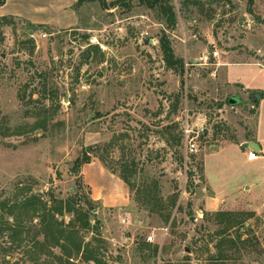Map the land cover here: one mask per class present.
Segmentation results:
<instances>
[{
    "label": "rangeland",
    "instance_id": "rangeland-1",
    "mask_svg": "<svg viewBox=\"0 0 264 264\" xmlns=\"http://www.w3.org/2000/svg\"><path fill=\"white\" fill-rule=\"evenodd\" d=\"M172 5L177 24L168 28L160 10L140 0L108 9L6 0L0 204L74 197L91 214L84 242L104 241L101 264H264V156L248 161L242 155L251 150L241 148L258 126L251 95L264 94L256 91H264V0ZM164 36L183 70L166 63ZM260 110L264 142V102ZM121 183L127 205L114 193ZM147 184L167 206L176 198L165 215L146 209ZM218 211L256 214L246 223L252 243L238 258H214L210 235L218 227L210 215ZM57 218L68 226L73 216ZM39 228L34 220L29 234L0 233V264H88L53 245L34 251L35 236L44 239ZM144 240L159 247L157 257L141 251Z\"/></svg>",
    "mask_w": 264,
    "mask_h": 264
},
{
    "label": "trees",
    "instance_id": "trees-1",
    "mask_svg": "<svg viewBox=\"0 0 264 264\" xmlns=\"http://www.w3.org/2000/svg\"><path fill=\"white\" fill-rule=\"evenodd\" d=\"M130 0H115L112 3H108L107 0H78L77 6L80 7L85 3H99L103 9L111 7H118L119 5H128ZM141 3L153 10H160L162 20L166 23L168 28L175 27L177 24V15L172 5V0H140ZM252 3L253 0H250ZM6 3V0H0V7ZM161 45L166 57V63L169 67L176 68V70H183L184 61L175 59L171 50V45L167 36L161 39ZM261 100L264 99V94H259ZM260 100V101H261ZM260 102L256 104L259 107ZM255 141V137L249 139ZM90 163V158H86L84 164ZM124 169H130V174L134 177L137 174L135 167L125 166ZM122 169L120 178L126 182L129 186H133L131 180L132 177ZM125 171V172H124ZM146 190V209L151 213H158L165 215V211H169L170 208L175 206L176 198L172 199L170 205H165L162 198H157L158 191L156 188L147 184L144 185ZM17 196V195H16ZM15 196V197H16ZM50 204L46 202L41 196L31 195L24 196L16 201L4 200L0 204V233H8V236L14 238L15 234H29L27 229L28 223L38 220L40 224L39 234L44 236L42 242H39L38 234L34 238L33 248L34 251L39 249L43 250L50 245L62 250L63 256L66 259H72L74 257H81V259L90 263L101 264L99 259V253L101 244L104 241H99V244L94 245L92 242L85 243L80 236L81 229H90L91 214L86 212L83 208L77 207V201L74 197L67 199H58L56 196L50 194ZM154 206V207H152ZM72 215L73 219L68 226H65L57 216ZM217 229L210 235L211 238L216 241V248L218 254L215 258L216 262L223 261L224 256L231 252L230 258H238L237 255L241 254V248L248 249L252 243V237L249 233H253L252 229L246 226V223L256 216L253 212H213L210 215ZM12 221V222H11ZM170 221V213L167 214L166 222ZM82 227H80V226ZM80 227V228H79ZM96 234V233H95ZM244 235L247 237L243 239ZM141 251L148 252L149 256L157 257L159 247L154 246L151 243L144 240L140 244ZM225 249V250H223ZM60 260L62 258H59ZM222 263V262H221Z\"/></svg>",
    "mask_w": 264,
    "mask_h": 264
},
{
    "label": "crops",
    "instance_id": "crops-1",
    "mask_svg": "<svg viewBox=\"0 0 264 264\" xmlns=\"http://www.w3.org/2000/svg\"><path fill=\"white\" fill-rule=\"evenodd\" d=\"M78 0H73V3H77ZM108 1V0H107ZM234 64H237V63H234ZM236 83H239V82H236ZM242 84V83H241ZM244 85V84H242ZM250 90V89H247L244 85V90ZM255 91V90H253ZM258 92H264L263 90H256ZM264 102V99H262L260 101V105L258 107V126H257V131H256V134H255V141H252V142H257L258 145L260 146V150L259 152H256L258 154V158L256 160H250L248 155H249V152L242 155L243 157H245L248 161H252V162H255V161H258L260 160L263 156H264V142L261 141V138H260V118H261V105L262 103ZM229 149H232L235 151L236 148H229ZM90 167V166H89ZM126 192V188L123 186V184H118V187H116V190L114 191V193H116L118 195V197L116 198V200L118 201H123V205H127V203H125V198L124 200H120L119 196H121V194H124ZM95 197V196H94ZM94 199L98 200V199H101L99 196L98 197H95Z\"/></svg>",
    "mask_w": 264,
    "mask_h": 264
},
{
    "label": "water",
    "instance_id": "water-1",
    "mask_svg": "<svg viewBox=\"0 0 264 264\" xmlns=\"http://www.w3.org/2000/svg\"><path fill=\"white\" fill-rule=\"evenodd\" d=\"M28 29H29V27H28ZM251 99L255 105L258 104V102H260V100H261L260 95L257 93H253L251 95ZM231 102L234 103L235 101L231 100ZM241 148L244 150L250 149V150H253L255 152H259V150H260V146L258 145L257 142H244L241 144Z\"/></svg>",
    "mask_w": 264,
    "mask_h": 264
},
{
    "label": "built area",
    "instance_id": "built-area-1",
    "mask_svg": "<svg viewBox=\"0 0 264 264\" xmlns=\"http://www.w3.org/2000/svg\"><path fill=\"white\" fill-rule=\"evenodd\" d=\"M214 55H217V53H214ZM191 149L194 150L195 149V145H192ZM248 157H249L250 160H256L258 158V154L255 151L251 150L249 152ZM149 239L151 240L152 238L150 237Z\"/></svg>",
    "mask_w": 264,
    "mask_h": 264
}]
</instances>
